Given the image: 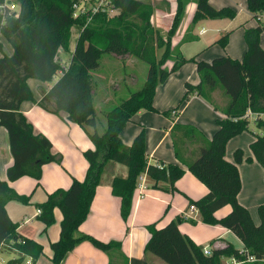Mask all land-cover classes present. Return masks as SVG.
<instances>
[{
    "label": "trees",
    "instance_id": "16d2710c",
    "mask_svg": "<svg viewBox=\"0 0 264 264\" xmlns=\"http://www.w3.org/2000/svg\"><path fill=\"white\" fill-rule=\"evenodd\" d=\"M81 1L14 0L18 9L8 5L0 7V34L14 48L11 55L0 57V125L9 133L14 158L7 169V179L0 178V252L17 253L7 264H25L26 255H30L36 264L44 254L43 245L22 235L18 231L19 224L7 211L6 205L10 201L29 204L32 199V194H20L10 182L23 176L40 180L44 165L61 164L63 161L61 153L52 151L51 139L43 133H36L33 124L21 111L23 102L35 101L28 80L52 82L58 72H62L49 90L40 89L38 105L54 114L65 112L68 122L94 129L89 136L95 148L84 152L89 163L85 178H73L68 188H58L48 194L44 202L36 203L41 210L38 218L45 224V231L55 222V208L58 207L63 214L60 237L51 243V263L63 264L68 253L87 240L108 254V264H119V259L128 264L121 240L105 242L80 232L79 227L90 214L96 189L110 161L128 168L127 176H115L111 182L113 194L121 198V215L125 221L132 213L135 191L142 175L153 181L154 188L177 191L176 182L186 170L176 163H151L144 129L131 145L123 142L121 132L137 112L158 111L154 106L157 87L188 61L196 63L200 82L197 85L187 82L180 103L163 114L173 117V113L196 94L219 109L213 99L218 88H222L230 98L222 108L226 116L217 119L219 128L212 138L192 124L175 122L171 129L177 159L208 188L201 198L190 199L189 205L195 204L204 223L221 225L233 231L244 248L230 243L206 254L202 245L181 231L180 224L185 217L179 215L161 228L156 222L147 225L150 238L145 253L168 264H222L223 256L244 260L247 254L264 259V203L258 207L260 223L256 224L248 208L238 199L242 188L238 164L244 160V150H235L234 162L226 159L229 140L250 129V123L241 118L246 110L264 111V48L260 40L264 32V20L260 17L264 15V0H246L249 10L260 22L245 31L247 50L244 57L219 56L210 62L196 57L187 59L173 44V37L185 15V0H177L166 36L154 25L156 6L153 3L107 0L97 12L88 9L77 14L75 5ZM196 3L192 25L204 19L236 16L233 8H216L210 0H196ZM1 4L4 5L5 0H0ZM74 27L79 29V36L75 49L71 51ZM228 41L229 33H224L216 43L225 47ZM62 52H71L67 66L62 64ZM105 53L120 58L134 55L148 63L149 69L144 86L107 111L106 130L99 133L92 71L99 68ZM169 61H173L170 67ZM257 126L263 131L257 134L251 148L254 158L264 166V121L258 122ZM226 205L231 206V211L218 218L215 213Z\"/></svg>",
    "mask_w": 264,
    "mask_h": 264
},
{
    "label": "crops",
    "instance_id": "0c3cea01",
    "mask_svg": "<svg viewBox=\"0 0 264 264\" xmlns=\"http://www.w3.org/2000/svg\"><path fill=\"white\" fill-rule=\"evenodd\" d=\"M143 1L153 3L156 6L153 14L154 25L163 19L166 22V30H168L175 15L177 0ZM185 2L187 5L184 17L186 16L190 23L189 30L193 31L200 22H207L209 19L201 20L195 25H192V19L197 8V3L196 0H185ZM210 2L216 8H222L221 5L213 3L212 0H210ZM235 2L236 8L231 5L228 7H231L236 11V18L241 11L245 12L247 17L246 22H236V30H244L242 33H244L245 39L246 29L258 26L260 21L249 10L246 0H235ZM93 5L91 4L88 9H92L94 7ZM225 6L226 5H224V7ZM260 17L264 19V15H261ZM210 30L211 31L209 32L205 27H202L198 34L194 32L195 36L189 31L187 36L189 35L190 39L187 40H185L187 36L183 39L175 38L174 36L173 44L180 48L182 54L187 59L196 57L198 60L210 62L219 56H230L236 59H242L244 57L247 50L246 41L245 44L241 43L239 45L236 53H232L230 48V32H226L229 33V41L227 46L222 49L219 47V44L216 43V40L225 33L224 27L219 25L210 28ZM262 35H264V32ZM0 42L3 47V52L0 53V57H2L3 54L11 55L14 48L2 34H0ZM261 45L264 48V36L261 37ZM74 49L71 47V51ZM63 55L61 54L62 64L65 59ZM109 55L113 58L127 61L126 66H130L131 64L136 65L137 63L142 62V60L134 55H128L124 58L117 57L113 54ZM172 65L173 61H169L168 66L170 67ZM61 74L62 72H58L57 75L60 77ZM197 77L200 78L196 63L192 61L184 63L178 71L172 73L164 83L157 87L154 97V106L158 111L146 112L141 110L137 112L121 132L123 142L131 145L135 137L143 129L146 130V150L149 161L155 164L162 162L176 163L180 164L186 170V173L176 182L177 191H166L160 188H154L152 186L153 181L144 175L143 185L138 186L135 191L132 213L129 219L125 221L121 215V198L113 194L111 182L115 176H127L128 168L121 163L110 161L107 167H105L106 169L102 175L101 182L96 189L90 214L79 227L80 232L90 234L105 242L112 239L121 240L122 250L128 258V264H168L156 256L145 253V246L150 238V232L147 229V225L156 222L157 227L161 228L179 215L185 217L184 221L180 224L181 231L188 234L197 244L202 245L204 248L211 250L214 248H224L230 243L237 248H244L242 241L240 246H236V234L233 231L221 225L204 223L201 220V215L198 210H190L189 200H197L201 198L208 192V188L191 171H189L185 164H182L177 159L171 137V129L174 123L179 122L195 125L208 138H212L213 134L219 128L217 119L226 116L222 108L229 103L230 98L227 96L228 98L226 101H223L221 104L216 103L219 107V109H216L214 105L204 97L196 94L193 95L177 112H174L173 117L163 114L164 111L173 110L180 103L186 92L187 82L193 85H197L200 82V79ZM136 79L137 76L135 72V76H132V85L138 84ZM33 80L37 79L30 78L28 83L34 93L32 84L35 82H33ZM54 81L55 79L52 82L47 83L40 81L43 84L38 85L39 94L36 95L34 93L35 101L23 102L21 105V111L33 124L36 133H43L51 139L53 143L52 151L54 153H61L63 155V161L61 164L52 163L44 165L42 178L40 180L31 176H23L10 182V185L20 194L28 195L25 188L33 184L31 180V178H33L35 180L34 182H38V184L40 182L43 183L42 185L45 189L41 194L44 195L46 199L48 194L54 192L58 188H68L71 185L73 178L80 180L85 178L89 163L85 158L84 152L88 150V148L92 149L95 147L93 142L88 139L85 133L81 130L79 124L68 122L66 120L67 115L65 112H62L61 115L54 114L38 105L37 101L41 99L40 89L44 88L49 90L56 82ZM95 93L94 88V99ZM95 105H97V103ZM252 125H249V130L252 134L245 131L230 139L227 144L226 159L234 162L235 150L238 148L244 150V160L238 164L242 181V188L238 195V199L240 203L248 208L254 222L259 224L260 216L258 213V207L264 203V166L254 158L251 143L256 140L257 134L262 133L263 129L258 127L257 124L252 123ZM106 126V122L102 123L101 126L98 123V132L104 133ZM257 131L259 132L257 133ZM244 133H246V135ZM248 158H253V160L249 161ZM72 159H74V165L71 162ZM13 161L14 158L10 148L9 133L4 126L0 125V178L2 180L7 179V169ZM61 165H64L66 169L64 175L59 172V167ZM21 205L24 204L18 201H10L7 203L6 208L10 217L14 222L19 224L18 231L22 235L34 239L43 245L44 254L36 264H41L42 261L44 264H52L51 257L53 252L51 249V243L57 241L60 237V222L63 219L62 211L58 207L55 208L57 223L48 226L46 229V231L49 229L48 232L54 241H46L50 239L48 232V238H44L42 235H45L46 232L45 224L42 221L39 223L34 222V218H38V208L34 211L32 210L33 213L29 215L27 219H22V222H20L19 218L24 216L22 215V212L25 209ZM230 211L231 206L226 205L215 214L218 218H221ZM108 262L109 256L105 251L95 247L89 241L85 240L68 253L63 264H108ZM117 262L119 264L125 263V261L121 259L117 260ZM232 262V257H222V264H231Z\"/></svg>",
    "mask_w": 264,
    "mask_h": 264
},
{
    "label": "rangeland",
    "instance_id": "374dc122",
    "mask_svg": "<svg viewBox=\"0 0 264 264\" xmlns=\"http://www.w3.org/2000/svg\"><path fill=\"white\" fill-rule=\"evenodd\" d=\"M212 1H213V3L221 5L222 7H224V5H226V6L231 5V6H234L236 8L235 0H212ZM95 3L97 4L98 0H87V1L83 0V1L78 3V7H76V12L78 14L86 12L88 10V7H90L91 4L93 5ZM8 4H9L10 8H12V9L19 8V6L17 4H15L14 0H8ZM95 5H93V6H95ZM219 8H221V7H219ZM82 10H83V12H82ZM246 19H247V17H246L245 12L241 11V13L239 14V16L237 18L236 17L231 18V19H228V18H215L214 19V18H212V19H209L207 22L202 21L195 27V29L193 31H191V30H189L190 23L188 22V20L185 16L182 19V21L180 22L174 36H175V38H179V39L182 38L183 39L187 36V33L189 31L192 32V35L195 36L194 32L196 34H198L202 27H205L210 32L211 31L210 28L222 25L224 27L225 33L230 32V35H231V38H230L231 39V47H230L231 52L236 53V50H238L239 45L241 43L245 44L244 33H242V32H244V30H241V29L236 30V22L243 23V22H246ZM165 23H166L165 20L162 19L161 21H159L155 24V26L161 30V32L164 36H166L165 32H167V30H166L167 26ZM78 32H79V29L77 27H74L72 29V38H71L72 49H74V47H75ZM263 36L264 35L261 34L260 40H261V37H263ZM187 37H189V35ZM219 47L224 49L223 46L220 44H219ZM161 52H162V50L160 51V54H161ZM61 54L63 55L64 52H62ZM70 54H71V52H66L63 55V57L65 58L63 60V62H64L63 65L68 64L66 62H69ZM109 54L110 53H105L100 60L99 68L92 71L93 87L95 88V92H96L95 93V99L93 98V101L95 100V102L97 103V105H95L96 103L94 102V106H95V110H96L97 120H98V123L100 126L104 122L107 123V117H106L107 111H109L115 105L119 104L123 99L129 97L132 92H135L144 86V83L146 81L147 74H148V69H149V65L146 62L142 61L140 63H137L136 65L130 63L131 64L130 66H126L127 61L113 58ZM135 72H136V76H137L136 81H138L137 82L138 84L132 85V83H131L132 82V76L133 77L135 76ZM58 78H59V75L54 77L55 81ZM197 78L200 79L199 77H197ZM33 82L36 83V84L35 83L32 84L34 93L36 95H38L39 94L38 85L43 84V83H41L38 80H33ZM227 96L228 95L225 94V92L222 88H218L213 93L214 101L216 103H220V104L223 101H226V99L229 97V96L228 97ZM223 107H225V106H223ZM144 111L147 112L150 110H144ZM251 125H252V123H251ZM81 130L85 133V135L88 137V139H90L89 133L93 132L94 129L92 127L84 128L81 126ZM145 132H146V130H145ZM246 132L251 133L250 130H246ZM258 132L259 131H257V133ZM242 133H240V134H242ZM240 134H238V135H240ZM244 134L246 135V133H244ZM83 138H84V136H83ZM94 148L95 147H93L92 149H94ZM71 162L74 165V159H72ZM108 164H109V162L107 163V165ZM107 165H106V167H107ZM59 172L62 175L65 174L66 169H65L64 165H61L59 167ZM31 180H32L33 184H31L30 186H27L25 189H26V191H27L26 193L28 195L32 194V200H31V203H29V204L21 205L25 209L22 212V215H24V216H21V218H19L20 222H22V219H27L29 217V215H31L33 213V211L36 210V208H38L36 205V202L42 203L46 200L45 196L41 194L44 192V189H45L42 185L43 183L40 182L38 184V182H34L35 180L33 178H31ZM139 183H141L140 180H139ZM41 198H43V199L40 200ZM40 221L41 220L38 219L37 217L34 218V222L39 223ZM54 223L55 224L57 223L56 217H55ZM54 223L52 225H54ZM60 224H61V222H60ZM43 229H44V227H43ZM48 231H49V229H48ZM48 231H46V232L44 231L45 235L42 234L44 238H48V236H47ZM48 235H49L50 240H46V241H54V240H52L49 232H48ZM235 240H236V246H240L241 240L237 235H236ZM16 256H17V253H15V252H11V251L8 252L6 250H2L0 252V264H7V261L9 259L16 257ZM42 262H41V264H44Z\"/></svg>",
    "mask_w": 264,
    "mask_h": 264
},
{
    "label": "built area",
    "instance_id": "2783aa9c",
    "mask_svg": "<svg viewBox=\"0 0 264 264\" xmlns=\"http://www.w3.org/2000/svg\"><path fill=\"white\" fill-rule=\"evenodd\" d=\"M107 0H99V3L92 8V12H97L104 4H106ZM8 4V0H5V4H1L0 7L6 6ZM10 7V6H9ZM75 7H78V4L75 5ZM83 12V10H82ZM78 14V13H77ZM245 120H247L250 124L254 123L257 124L260 121H264V111H255L252 108H248L244 115L241 117ZM144 175L140 177L141 184L139 186L143 185L144 183ZM190 210H198L195 206V204L190 205ZM41 210L38 209V213H40ZM205 253L206 254H211V249L205 248ZM26 262L25 264H33V259L30 255H26ZM233 262L231 264H244V263H259V264H264V259H257L255 256L247 254L246 258L244 260H237L232 257Z\"/></svg>",
    "mask_w": 264,
    "mask_h": 264
}]
</instances>
